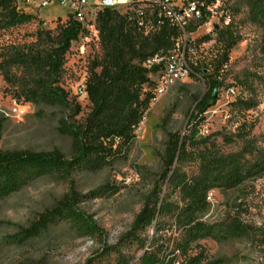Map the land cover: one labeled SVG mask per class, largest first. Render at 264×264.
Masks as SVG:
<instances>
[{
	"label": "rangeland",
	"instance_id": "374dc122",
	"mask_svg": "<svg viewBox=\"0 0 264 264\" xmlns=\"http://www.w3.org/2000/svg\"><path fill=\"white\" fill-rule=\"evenodd\" d=\"M41 2L18 0L19 8L33 14L35 19L1 31L0 45L30 42L39 27L57 33L67 23L68 9L56 2L40 7ZM215 5L214 15L190 35L195 49L189 58L192 61L212 58L221 52L217 31L228 24L239 34L217 102L190 125L196 99L206 92V86L199 78L178 81L151 104L132 145L124 148L109 165L96 170H74L72 181L57 176L42 177L0 200V264H120L133 259L130 264H135L149 247L154 227L137 232L131 239L124 240V235L131 230L155 184H162L170 133L189 134L197 123L198 137L216 141L225 153L241 150L247 139L264 149V31L249 20L247 0H216ZM102 54L96 27L86 25L72 42L60 77L69 99L81 109L72 121H83L91 111L85 82L94 60ZM6 88L0 74V118L5 122L0 150L58 149L71 157L72 138L58 130L59 120L67 111L61 107L23 104ZM241 98L251 100L253 107L246 110L244 104L237 102ZM223 134L232 135L234 142L224 143ZM184 170L192 175L198 171V163L186 162ZM72 190L81 194L80 207L94 217L103 234L87 236L70 221L62 220L39 237L25 240L23 231ZM174 197L178 198V194ZM208 200L211 208L207 222L224 224L236 215L246 225L264 231V171L248 176L232 189L212 190ZM200 244L209 254L210 264L264 263V248L249 240L209 237Z\"/></svg>",
	"mask_w": 264,
	"mask_h": 264
},
{
	"label": "trees",
	"instance_id": "16d2710c",
	"mask_svg": "<svg viewBox=\"0 0 264 264\" xmlns=\"http://www.w3.org/2000/svg\"><path fill=\"white\" fill-rule=\"evenodd\" d=\"M247 5L249 20L264 31V0H247ZM34 19L33 14L19 8L18 0H0V32L21 27ZM207 20L191 24L188 31H196ZM93 24L103 54L94 60L85 82L92 107L81 122L72 121L81 109L69 99L60 77L72 42L86 25L70 16L57 33L39 27L30 42L0 45V74L7 84L6 92L23 104L65 109L67 113L60 118L58 130L72 138L73 151L72 156L67 157L58 149L0 150V200L42 177L57 176L72 181L74 170L107 166L135 140L136 131L153 104L155 78L163 68L161 64L149 69L144 63L161 51L172 50L173 37H178L179 31L169 24L155 31L145 30L139 27L134 12L111 8L101 10ZM217 32L221 52L212 58L189 59L193 68L191 77L201 79L206 86V92L196 99L190 125L217 102L230 53L240 40L231 24ZM189 49L190 53L195 46L192 44ZM237 102L244 104L246 110L254 105L243 98ZM4 129V119L0 118V138ZM198 133L195 123L189 134L169 135L162 184H155L131 230L124 235V240L131 239L137 232L154 227L149 247L145 249L143 244L145 250L135 264H210L209 254L200 244L209 237L244 239L264 248V231L246 225L239 216L224 224L209 223L206 219L211 208L209 193L219 188L232 189L248 176L264 171V149L247 139L241 150L225 153L216 141L199 138ZM223 140L232 143L235 139L223 134ZM186 162H197L198 171L187 174ZM176 193L178 198L174 197ZM81 198L75 190L64 195L23 231L24 239L37 238L62 220L70 221L87 236L102 235L103 230L94 217L80 207Z\"/></svg>",
	"mask_w": 264,
	"mask_h": 264
},
{
	"label": "built area",
	"instance_id": "2783aa9c",
	"mask_svg": "<svg viewBox=\"0 0 264 264\" xmlns=\"http://www.w3.org/2000/svg\"><path fill=\"white\" fill-rule=\"evenodd\" d=\"M56 2L68 9L70 16L83 25L96 21L98 13L107 8L134 12L140 28L158 30L164 24L176 28L179 36L174 38L175 47L149 57L144 65L151 69L163 64L160 76L155 78L157 85L153 103L167 93L178 81H184L193 74L190 64L189 47L193 44L188 28L215 13L216 0H42L40 7ZM124 7L123 9H120ZM143 117L141 124L146 120Z\"/></svg>",
	"mask_w": 264,
	"mask_h": 264
}]
</instances>
